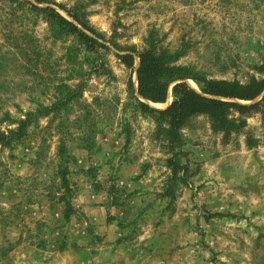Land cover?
Wrapping results in <instances>:
<instances>
[{
  "label": "rangeland",
  "instance_id": "obj_1",
  "mask_svg": "<svg viewBox=\"0 0 264 264\" xmlns=\"http://www.w3.org/2000/svg\"><path fill=\"white\" fill-rule=\"evenodd\" d=\"M39 1L0 0V264H264L263 95L186 120L177 167L137 102L175 99L138 95L143 52L263 78L264 0Z\"/></svg>",
  "mask_w": 264,
  "mask_h": 264
},
{
  "label": "trees",
  "instance_id": "obj_2",
  "mask_svg": "<svg viewBox=\"0 0 264 264\" xmlns=\"http://www.w3.org/2000/svg\"><path fill=\"white\" fill-rule=\"evenodd\" d=\"M40 10L48 11L50 20L65 33L86 42H94L93 38L54 9L48 7ZM138 56V95L141 98L153 103H166L169 89L175 84L173 86L175 99L166 110L154 109L144 101L137 99L138 108L142 113L152 114L156 116L158 123L167 124L168 148L174 154L170 160L171 166H181L176 159L178 156L176 150L181 142L182 126L190 117L203 114L228 121L225 116L232 109H238L240 113H243L249 108L247 105H240L231 100L254 101L263 95L261 101L264 102V77L253 79L246 84L200 78L185 68L172 66L164 57L149 52H143ZM121 58L129 68L134 67L135 58L132 54L123 55ZM187 80L201 83V92L192 89L187 84ZM63 176L64 182L67 183L65 175Z\"/></svg>",
  "mask_w": 264,
  "mask_h": 264
}]
</instances>
